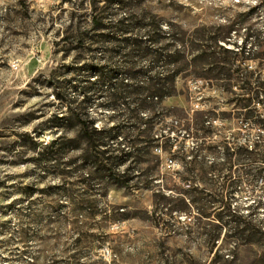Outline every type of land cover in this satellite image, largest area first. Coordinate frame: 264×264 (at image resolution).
Returning <instances> with one entry per match:
<instances>
[{
	"label": "rangeland",
	"instance_id": "rangeland-1",
	"mask_svg": "<svg viewBox=\"0 0 264 264\" xmlns=\"http://www.w3.org/2000/svg\"><path fill=\"white\" fill-rule=\"evenodd\" d=\"M111 3L0 0V264H264V230L237 223L264 225V179L252 183L255 171L264 173V155L249 158L246 149L260 131L249 130L243 75L250 69L264 79V0ZM108 7L116 17L131 12L137 27L159 20L166 32L186 31L188 39L203 36L204 43L221 31L228 37L220 42L239 50L218 53L239 58L234 94L224 79L213 86V80L189 79L180 87L187 82L191 93L164 101L210 112L215 128L224 130L211 136L218 151L204 152L203 166L192 168L166 146L157 148L149 123L136 128L111 119L107 94L89 91L97 124L124 131L110 142L127 156L111 165L87 141L77 115L63 108L56 93L83 99L72 85L96 75L92 62L102 65L115 55L119 69L122 52L108 49H119L120 34L101 18ZM227 70L220 61L216 71L225 76ZM185 132L180 139L192 145L195 138ZM213 161L221 163L220 172L211 169ZM124 177L131 186L122 185ZM202 207L210 216L200 214Z\"/></svg>",
	"mask_w": 264,
	"mask_h": 264
},
{
	"label": "trees",
	"instance_id": "trees-1",
	"mask_svg": "<svg viewBox=\"0 0 264 264\" xmlns=\"http://www.w3.org/2000/svg\"><path fill=\"white\" fill-rule=\"evenodd\" d=\"M109 1L112 2V5L113 3L121 5L122 2V0ZM110 8L112 7L105 8L106 15H102L101 18L109 20L108 28L112 33L120 34L115 38L119 49H108L109 53L122 52L119 69H114L115 55H110L111 58L102 65L92 62L90 69L96 75H89L86 81L79 80L72 85L79 93L84 92L83 99L80 100L79 96L68 97L64 92L56 93L63 108L66 107L77 115L82 133L87 141L94 144L98 149L97 152L111 165L120 164L124 160V156H127V152H123L124 149L113 146L110 142L122 135L124 131L119 128L116 130L115 125L107 127L97 124L96 117L89 113V98L87 97L89 91L96 92V94L97 92L107 94L106 106L113 110L110 115L111 119L133 122L137 124L136 128H142L144 123H149L148 131L155 135V140L158 141L157 148L166 146L179 157L183 164L191 165L192 168L203 166L205 164L204 152L216 153L218 151V145L211 141V136L217 133L224 134V130L215 128L214 114L212 115L210 112L191 111L186 107H168L164 101L175 95L191 93L187 82L183 88L180 87L181 81L189 79L213 80L212 86L219 84L218 80L224 79L226 80L224 88H227V92L234 94L231 85L240 74L235 73L232 69L239 58H236V55H228L224 57L225 59H221L218 53L222 48L228 52L239 50L220 42L222 38L226 40L228 37L221 31L210 35L207 43H204L201 41L203 36L188 39L186 31L166 32L162 29L159 20L137 27L134 22L138 18L131 12L116 17L118 13H110ZM100 20V16L95 14V24H100ZM148 26L154 31L152 35L136 33L135 36H128V33L132 34L131 29ZM210 26L217 27V25ZM144 36L147 37L144 38ZM163 40L169 41L163 43ZM171 46L174 47L171 48ZM190 53L192 55H189ZM220 61L227 64L228 70L225 76H223L224 73L216 71ZM207 63L211 67L209 70L205 69L204 64ZM243 75L246 76L245 79L249 80L247 113L249 130L258 128L260 131L259 137L253 144H249V148L246 147L249 150V158H255L264 155V79L262 80L255 71L250 69L249 73ZM184 130L186 132L183 136L188 133L189 136L195 138L192 145H188L186 141L180 139ZM140 131L143 133L146 130L140 129ZM162 140L165 141V145L160 143ZM224 146L227 154L232 155L231 147ZM117 150L119 151L116 153ZM227 163H232V161H227L224 164ZM220 166L221 163L217 161L211 163V169L215 171L220 172L222 170ZM111 172L114 174L115 169L113 168ZM253 174L252 183L258 178L264 179V173L260 169ZM122 185L131 186L126 177L123 178ZM228 205L231 208V203ZM199 210L202 216H210L209 208L202 207ZM229 211L232 212V209ZM219 212L222 211L219 210ZM237 221L249 230L259 232L264 230V225L255 223L253 220H249V225L246 221Z\"/></svg>",
	"mask_w": 264,
	"mask_h": 264
},
{
	"label": "built area",
	"instance_id": "built-area-1",
	"mask_svg": "<svg viewBox=\"0 0 264 264\" xmlns=\"http://www.w3.org/2000/svg\"><path fill=\"white\" fill-rule=\"evenodd\" d=\"M15 68H18V64L15 65Z\"/></svg>",
	"mask_w": 264,
	"mask_h": 264
}]
</instances>
